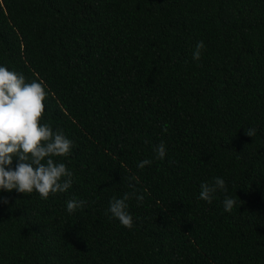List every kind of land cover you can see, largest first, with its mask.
Segmentation results:
<instances>
[{"label": "trees", "instance_id": "16d2710c", "mask_svg": "<svg viewBox=\"0 0 264 264\" xmlns=\"http://www.w3.org/2000/svg\"><path fill=\"white\" fill-rule=\"evenodd\" d=\"M0 63L47 84L74 173L0 193V264H264V0H0ZM217 175L231 212L198 198ZM129 178L131 229L105 212Z\"/></svg>", "mask_w": 264, "mask_h": 264}, {"label": "clouds", "instance_id": "9594fccd", "mask_svg": "<svg viewBox=\"0 0 264 264\" xmlns=\"http://www.w3.org/2000/svg\"><path fill=\"white\" fill-rule=\"evenodd\" d=\"M204 41L195 43L192 59L198 61ZM47 84L42 78L27 79L4 63H0V193L11 192L30 194L34 191L41 199L50 194L66 192L73 184L74 173L58 157L67 156L72 150L73 141L60 128L41 119L45 108V99L49 95ZM167 131V123L162 124ZM252 136L254 129L245 130ZM155 158L164 159L166 147L163 141L153 145ZM152 163L151 158L140 159L136 167L144 168ZM139 178H135L138 182ZM135 182L129 178L128 188L120 196L108 200L105 212L121 225L131 229L134 224L128 201L134 197L139 203L143 195L136 191ZM223 193L221 201L225 212H231L236 198L228 194L225 178L213 176L211 180L201 181L198 198L211 202ZM9 203L8 197L0 195V206ZM85 201L75 197L65 202L66 211L74 212Z\"/></svg>", "mask_w": 264, "mask_h": 264}]
</instances>
